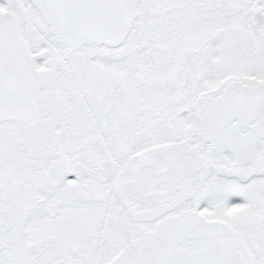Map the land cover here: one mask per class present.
I'll use <instances>...</instances> for the list:
<instances>
[{
    "label": "snow or ice",
    "instance_id": "obj_1",
    "mask_svg": "<svg viewBox=\"0 0 264 264\" xmlns=\"http://www.w3.org/2000/svg\"><path fill=\"white\" fill-rule=\"evenodd\" d=\"M0 264H264V0H0Z\"/></svg>",
    "mask_w": 264,
    "mask_h": 264
}]
</instances>
